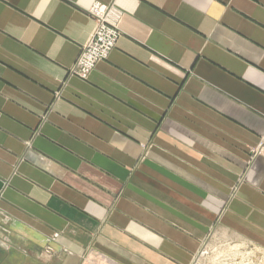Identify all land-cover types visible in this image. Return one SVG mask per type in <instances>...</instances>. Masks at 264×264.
<instances>
[{"label": "crops", "instance_id": "0c3cea01", "mask_svg": "<svg viewBox=\"0 0 264 264\" xmlns=\"http://www.w3.org/2000/svg\"><path fill=\"white\" fill-rule=\"evenodd\" d=\"M262 134L264 0H0V264H189L220 217L264 244Z\"/></svg>", "mask_w": 264, "mask_h": 264}, {"label": "rangeland", "instance_id": "374dc122", "mask_svg": "<svg viewBox=\"0 0 264 264\" xmlns=\"http://www.w3.org/2000/svg\"><path fill=\"white\" fill-rule=\"evenodd\" d=\"M259 157H264V134L257 145L250 148L249 163ZM88 256L92 258L90 264H113L111 258L101 253ZM189 264H264V244L228 228L220 217Z\"/></svg>", "mask_w": 264, "mask_h": 264}, {"label": "built area", "instance_id": "2783aa9c", "mask_svg": "<svg viewBox=\"0 0 264 264\" xmlns=\"http://www.w3.org/2000/svg\"><path fill=\"white\" fill-rule=\"evenodd\" d=\"M90 14L96 21L95 29L70 70L71 75L81 78L88 77L99 62L108 58L120 37L116 24L118 16L113 7L96 4L90 9Z\"/></svg>", "mask_w": 264, "mask_h": 264}, {"label": "water", "instance_id": "95a60500", "mask_svg": "<svg viewBox=\"0 0 264 264\" xmlns=\"http://www.w3.org/2000/svg\"><path fill=\"white\" fill-rule=\"evenodd\" d=\"M4 185H5V183L2 180H0V193H1L2 189L4 188ZM0 245H3V242L1 240H0Z\"/></svg>", "mask_w": 264, "mask_h": 264}]
</instances>
